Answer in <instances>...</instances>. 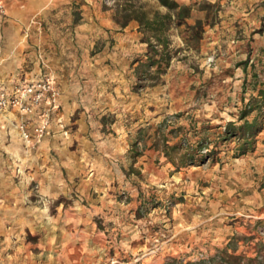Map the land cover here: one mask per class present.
I'll return each instance as SVG.
<instances>
[{
	"label": "rangeland",
	"instance_id": "374dc122",
	"mask_svg": "<svg viewBox=\"0 0 264 264\" xmlns=\"http://www.w3.org/2000/svg\"><path fill=\"white\" fill-rule=\"evenodd\" d=\"M176 1L191 8L181 25L165 19L156 0H131L143 24L105 28L104 18L122 21L125 1L101 0L100 17L86 14L83 0H68L72 10L58 16L28 14L30 0H0V40L10 17L28 23L24 53L39 49L34 37L66 39L68 67L89 77L102 106L90 116L82 110L89 135L67 145L79 157L62 167L52 195L34 178L20 187L17 170L5 173L12 181L0 184V264H210L224 251L240 256L232 264H255L248 259L256 251L264 257V115L245 154H234L235 139L218 137L228 122L242 123L241 110L264 91V0ZM152 19L164 21L163 30H152ZM100 133L125 134V151L110 156ZM162 133L169 144L201 143V162L176 168L161 152ZM87 148L101 157L83 158Z\"/></svg>",
	"mask_w": 264,
	"mask_h": 264
},
{
	"label": "crops",
	"instance_id": "0c3cea01",
	"mask_svg": "<svg viewBox=\"0 0 264 264\" xmlns=\"http://www.w3.org/2000/svg\"><path fill=\"white\" fill-rule=\"evenodd\" d=\"M83 1L87 3L86 14L103 16L98 3L101 0ZM67 2L68 0H30L27 13L34 15L54 12L53 14L56 16L63 13L66 14L73 7L72 3L67 4ZM9 19L14 23L2 28L4 39L0 40V86L10 88L12 84L20 79L24 78L26 81H32L43 75H49L58 87L59 99L58 109L51 117L50 131L44 137L32 140L31 143H26L16 128V125L23 117L19 111L12 109L0 114V184L4 187L11 185L12 180L9 181L5 173H8V170H12L15 175L17 170L19 172L20 180L18 183L20 187L25 185V181L29 180L28 178H34L39 182L40 190H42L44 195H52L63 184L58 179L61 173L60 170L63 169L62 167L71 164L69 162L71 158L79 157L76 153L78 150L71 152L67 149V145L76 138L85 140L89 126L92 124L86 119L84 111H87V116H90L93 113L91 111L93 108L102 107L101 100L98 99V95L96 97L95 88L88 83L90 81L89 77L82 72H71V67H68L69 61H66V55L63 53L65 46L68 47L70 45L66 39L58 38L53 40L51 37H45L44 39L34 37L32 43L39 46V49H34V52L29 49L28 53H24L23 50L29 47L20 30H22L23 26L26 27L28 23L24 25L16 23L17 21L14 18L10 17ZM99 22L106 26L105 28H111L114 23L125 28L130 21L125 25H121L111 18H104ZM54 27L61 30L66 25L63 22H58L54 24ZM82 28L76 24L75 29L78 34ZM15 32H19V40L12 43ZM75 42L79 45V40H75ZM11 44L14 46L12 50L2 48V46H10ZM77 45H71L75 51L77 50ZM71 60L75 65L79 61L76 54H73ZM25 62L32 63L30 69H25ZM27 65L26 68H28ZM83 76L84 78H82ZM80 77L85 79V81L81 80ZM39 111V109L35 110L32 118H30V130L40 121ZM75 112L79 114V117L72 121L71 117ZM70 125L78 128L72 130L69 128ZM98 135L101 137L100 140H103L100 147L102 146L104 150H107L106 141L110 144L112 143V146L110 145V148H108L110 156L116 157L117 154L125 151V146H122V143L127 138L125 134L116 135L113 139H110L105 134L100 133ZM103 152L105 153L106 151ZM81 153L83 158L91 157V154H93L94 158L101 157V154H95L88 148L82 150ZM63 157L68 160L64 161ZM15 212V215L22 214L21 208H15Z\"/></svg>",
	"mask_w": 264,
	"mask_h": 264
},
{
	"label": "trees",
	"instance_id": "16d2710c",
	"mask_svg": "<svg viewBox=\"0 0 264 264\" xmlns=\"http://www.w3.org/2000/svg\"><path fill=\"white\" fill-rule=\"evenodd\" d=\"M119 1V0H118ZM125 3L121 6V11L124 12L121 15L122 21L115 19V21L121 25H125L128 21L134 19L143 24L145 14L138 9H134V6L130 3L131 0H123ZM158 4L167 9V13L164 15L165 19H175L178 21V25L184 23V21L190 17L191 8L187 5L180 4L176 0H156ZM128 11V12H127ZM199 24V21H197ZM147 25H153L152 30H163L164 21L149 20ZM151 27V26H150ZM159 38V37H158ZM251 103L247 107L243 108L239 114V119L243 120L240 124L234 122H228L225 130L220 132L218 137L219 141L226 142L231 138L235 139L234 154L237 156L245 154L254 147L255 136L262 131L263 122L259 117L264 115V91H258V96L250 99ZM256 111V115L249 121L246 117L250 112ZM161 152L166 160L172 163L176 168L194 165L197 162H201L202 156L198 157L201 150V143L197 142L196 145H183L180 141L173 144H169V139L166 134L162 133L160 138ZM231 260H240L239 255H235V252L227 253L226 251L221 253L219 260L215 258L209 259L210 264H232ZM255 264H264V257L260 255V251H256L253 258L248 259ZM177 264V263H176ZM187 264H204V261H198L195 263Z\"/></svg>",
	"mask_w": 264,
	"mask_h": 264
},
{
	"label": "built area",
	"instance_id": "2783aa9c",
	"mask_svg": "<svg viewBox=\"0 0 264 264\" xmlns=\"http://www.w3.org/2000/svg\"><path fill=\"white\" fill-rule=\"evenodd\" d=\"M58 99V89L49 75L10 88L0 86V114L12 109L19 111L23 117L16 128L24 141L31 143L50 131L51 117L58 109ZM37 109L40 110V121L30 130V118Z\"/></svg>",
	"mask_w": 264,
	"mask_h": 264
}]
</instances>
